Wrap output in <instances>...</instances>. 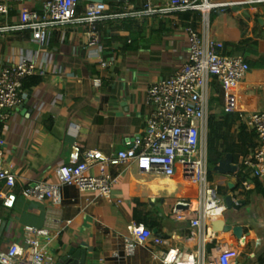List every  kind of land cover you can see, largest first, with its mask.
Returning <instances> with one entry per match:
<instances>
[{
  "label": "crops",
  "instance_id": "1",
  "mask_svg": "<svg viewBox=\"0 0 264 264\" xmlns=\"http://www.w3.org/2000/svg\"><path fill=\"white\" fill-rule=\"evenodd\" d=\"M45 1L27 0L26 6L44 13ZM127 1L109 0L108 13L114 16L101 21L103 42L91 51L84 47L85 31L77 23L55 28L49 43L42 48L30 32L0 31V72L4 66L25 55L46 57L51 61L44 75L45 83L24 87L29 92L28 99L15 109L0 131L6 139L8 152L23 160L17 206L11 211L0 208V214L7 221L0 239V253L13 243L24 241V226H37L47 232L40 237V242L47 246L46 252L54 256L57 264L73 249L87 252L86 261L83 263L81 259L79 264H163L148 246L139 245L132 254H127L125 240L133 237L130 225L139 224L143 216L149 215L154 234L164 238L168 249L198 251L206 264L220 251L230 252L234 258L237 254L243 255L244 264H264L260 262L264 257V179L244 165L240 154L239 157L234 155L236 171L216 170L228 154H233L228 153L216 165L215 176L209 180L217 187L222 204L232 196L235 204L241 205L224 212L228 224L244 227L241 238L234 231L213 230V222L222 219L218 217L219 211L211 219H202L201 226H193V219L201 216L199 185L183 186L179 196H175L170 191H162L163 178L141 175L134 167L112 168L114 174L121 175L127 195L119 206L105 199H100V206L89 205L86 200L96 197L95 193L82 194L68 188L61 205L24 196L23 189L35 184V175L69 162V153L75 143L112 154L123 148L129 139L143 136L152 113L147 100L150 86L158 79L171 78L189 61V26L180 18V13L143 18L125 15L128 10H142L148 2L163 4L169 0ZM22 6L10 2L9 13L0 14V27L17 24ZM79 12H84V6ZM198 12L202 15L201 25L192 28L224 44L226 41L241 42L255 26L257 15L261 16L264 26V5L257 13L242 7L218 8L211 14L208 30L204 26L203 13ZM244 24L251 26L247 33L240 27ZM127 44L132 45L128 47ZM259 49L264 54V39L259 41ZM103 62L109 65L104 67ZM63 68L82 76L83 80L69 78ZM95 76L102 78L98 88L92 83ZM259 95L260 107L264 109V85L260 86ZM94 100L99 108L92 106ZM50 116H55V123L48 131ZM203 143L208 148L209 166L208 130ZM213 157L218 159V152L213 153ZM246 168L253 174L246 176ZM255 178L262 185H258ZM246 181L252 182L254 189L238 192ZM181 203L191 207L179 209ZM179 211H188L192 216L179 220L175 217ZM59 227L64 228L60 234L57 233Z\"/></svg>",
  "mask_w": 264,
  "mask_h": 264
},
{
  "label": "built area",
  "instance_id": "2",
  "mask_svg": "<svg viewBox=\"0 0 264 264\" xmlns=\"http://www.w3.org/2000/svg\"><path fill=\"white\" fill-rule=\"evenodd\" d=\"M26 1L0 0V14L9 13L10 2L23 4L20 21L0 27V31L30 32L41 48L49 43L55 28L77 23L85 31L84 47L94 50L103 42L101 21L114 16L108 13L109 0H46L44 13L26 6ZM262 5L264 0H169L163 4L148 2L142 10H128L125 15L143 18L197 10L203 13L204 26L208 30L211 14L218 8L242 7L257 13ZM81 6H84L83 13L79 12ZM187 32L189 61L177 74L156 80L148 90L147 100L152 106V113L147 119L145 134L129 139L123 148L112 154L86 149L75 143L69 153V162L59 163L35 175V184L23 189L24 196L61 205L65 188L74 186L82 194H96V197L86 200L89 205L100 206V199H105L109 204L119 206L127 195L121 175L114 174L112 168L122 170L134 167L141 175L163 178L162 191H170L175 196H179L183 186L199 185L201 216L193 219V226H201L202 219L213 218L211 211H219L218 217L223 218L229 207L221 203L217 187L209 180L208 148L203 146L209 117L213 113L210 108L213 77L218 78L224 91L220 112L242 116L247 126L256 131L259 147L251 154L243 148L240 157L246 167L264 179V109L260 107L259 95V88L264 85V68L254 69L242 55L221 54L224 43L212 40L205 33L192 27ZM50 62L46 57L40 59L39 56L25 55L2 68L0 126L8 122L15 109L28 99L25 80L31 76L46 75ZM108 65V62H103L104 67ZM63 71L69 78L83 80L82 76L67 68ZM92 83L98 88L102 85V78L95 76ZM92 106L99 108L96 100ZM6 146V139L0 132V208L11 211L19 200L17 186L22 177L23 160L16 154H10ZM93 170L97 172L91 173ZM253 189V183L246 181L238 192ZM38 210L42 211L41 208ZM191 216L188 211L175 214L179 220ZM4 222L5 218L0 214V228ZM130 229L133 237L125 240L128 255L143 245L150 247L154 257L163 264H206L203 254L198 251L166 248L164 238L154 234L149 215L143 216L139 224L133 222ZM63 231L64 228L59 227L57 233ZM23 233L24 241L15 242L0 253L2 264H57L54 256L46 252L47 246L40 242V237L47 234L45 229L24 226ZM7 237H10L9 233ZM235 258L236 264H244L243 255L237 254ZM235 258L230 252L220 251L208 264H233Z\"/></svg>",
  "mask_w": 264,
  "mask_h": 264
},
{
  "label": "trees",
  "instance_id": "3",
  "mask_svg": "<svg viewBox=\"0 0 264 264\" xmlns=\"http://www.w3.org/2000/svg\"><path fill=\"white\" fill-rule=\"evenodd\" d=\"M175 13H180V18L184 20L189 27L197 29L201 25L202 15L198 11L188 10ZM260 19L261 16L257 15L255 26L252 27L241 42L235 43L226 41L224 49L221 50L220 53L223 55H242L252 67H264V54L260 53L259 49V41L264 39V26L261 25ZM240 27L243 32H246L251 26L244 24ZM129 45L132 44H127L126 46L129 47ZM45 79V76H31L25 80L24 87L33 88L42 86L46 81ZM211 87L210 108L213 113L209 117L208 142L209 149L212 150L213 153L218 152L219 158L215 159L213 155L210 154V180L215 176L214 169L216 165L228 153H233L239 157L243 148H246L249 153H252L259 146L257 133L248 128L241 116L220 112L223 109L224 91L217 77L212 78ZM48 121L50 123L47 129L51 131L55 123V116H50ZM2 129L3 126L0 127L1 132ZM246 171V176L253 174L252 170L248 168H246ZM255 179L258 185H262L261 181H258V178ZM66 188L78 191L74 186H67ZM20 191V188H17V192L21 193ZM260 262L264 263V257L260 259Z\"/></svg>",
  "mask_w": 264,
  "mask_h": 264
},
{
  "label": "water",
  "instance_id": "4",
  "mask_svg": "<svg viewBox=\"0 0 264 264\" xmlns=\"http://www.w3.org/2000/svg\"><path fill=\"white\" fill-rule=\"evenodd\" d=\"M248 32V31H247ZM246 32V33H247ZM233 160H234V154H228L226 159L223 160L217 167H216V170L219 171V172H227V173H230V172H234L238 169V166L237 165H234L233 164ZM226 204L229 208H240V204H235V202L233 201V198L232 196H228L227 199H226ZM180 208H190L191 205L190 204H185V203H181L179 204ZM226 217L224 216V218L220 219V220H216L213 222V230L214 231H225V232H228V231H234V234L237 235L239 238H241L244 234V227L243 226H233L231 224H228L227 221L225 220ZM6 225H7V221H5L0 229V239L2 238L3 236V233L5 231V228H6ZM86 254L87 252L86 251H83V250H77L75 251L74 249L71 250L69 253H68V256H65L59 264H79V261H81L82 259V262L84 263L86 261ZM0 264H2L0 262Z\"/></svg>",
  "mask_w": 264,
  "mask_h": 264
},
{
  "label": "bare ground",
  "instance_id": "5",
  "mask_svg": "<svg viewBox=\"0 0 264 264\" xmlns=\"http://www.w3.org/2000/svg\"><path fill=\"white\" fill-rule=\"evenodd\" d=\"M211 214L216 215L217 213H216V211H211Z\"/></svg>",
  "mask_w": 264,
  "mask_h": 264
},
{
  "label": "rangeland",
  "instance_id": "6",
  "mask_svg": "<svg viewBox=\"0 0 264 264\" xmlns=\"http://www.w3.org/2000/svg\"><path fill=\"white\" fill-rule=\"evenodd\" d=\"M209 153H210L211 155H213V151H212V150H210Z\"/></svg>",
  "mask_w": 264,
  "mask_h": 264
}]
</instances>
